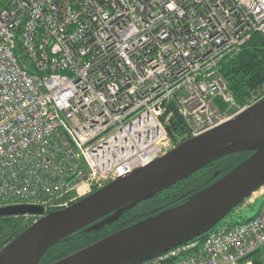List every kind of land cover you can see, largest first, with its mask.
Returning <instances> with one entry per match:
<instances>
[{
	"label": "built area",
	"instance_id": "2783aa9c",
	"mask_svg": "<svg viewBox=\"0 0 264 264\" xmlns=\"http://www.w3.org/2000/svg\"><path fill=\"white\" fill-rule=\"evenodd\" d=\"M254 34L264 0H0V208H69L168 154L181 126L179 142L263 101L264 84L212 107L236 106L220 69ZM263 246L264 208L151 262L254 264Z\"/></svg>",
	"mask_w": 264,
	"mask_h": 264
},
{
	"label": "water",
	"instance_id": "95a60500",
	"mask_svg": "<svg viewBox=\"0 0 264 264\" xmlns=\"http://www.w3.org/2000/svg\"><path fill=\"white\" fill-rule=\"evenodd\" d=\"M251 151L249 159L186 202L53 264H135L153 258L224 222L264 187V100L69 208L47 213L40 205L1 207L0 218H41L0 250V264H39L49 249L68 236L82 229L101 230L210 164Z\"/></svg>",
	"mask_w": 264,
	"mask_h": 264
},
{
	"label": "trees",
	"instance_id": "16d2710c",
	"mask_svg": "<svg viewBox=\"0 0 264 264\" xmlns=\"http://www.w3.org/2000/svg\"><path fill=\"white\" fill-rule=\"evenodd\" d=\"M220 72L227 80L229 89L232 91L238 106H243L251 92L260 88L264 84L263 37L260 34L252 35L250 40L238 54L227 58L222 63ZM183 131L184 128L182 127L181 132ZM185 140L186 139L181 140L178 145ZM253 154L254 151L243 152L222 158L190 177L194 178V176L199 173H206L196 182L195 188L189 191L180 190L174 192V189L183 184L184 181H181L175 186L158 193L153 198L138 204L133 209L126 211L118 221L111 225H106L101 230L86 232L85 229H82L68 236L49 249L39 264H53L58 262L114 233L134 226L139 222L154 217L186 202L192 195L202 191L227 175L234 168L249 159ZM246 201L237 207V209L242 207ZM237 209H235L226 219H228ZM25 218L26 216L0 218V250L31 226L30 222L26 223ZM244 221L247 220L244 219ZM244 221L229 223L226 226L237 225ZM223 224L224 222L217 224L213 228L196 236L194 239L204 240ZM151 261L152 258H149L135 264H153Z\"/></svg>",
	"mask_w": 264,
	"mask_h": 264
},
{
	"label": "rangeland",
	"instance_id": "374dc122",
	"mask_svg": "<svg viewBox=\"0 0 264 264\" xmlns=\"http://www.w3.org/2000/svg\"><path fill=\"white\" fill-rule=\"evenodd\" d=\"M226 82H227V80H226ZM227 84H228V82H227ZM259 90H260V88L252 91L250 96L247 97V99L245 101V104L247 102H249V99H251L254 95H256L259 92ZM235 102H236V99H235ZM235 104H236V106L233 107V106H230V105H227V104L223 103L220 99H217L212 104V107L217 110L218 114H222V113L226 112L227 110L230 111V113H234V112H236L239 109V107H242V106H238L237 102ZM182 127L184 128L183 132H181ZM186 131H188V126H186V125L181 126L180 129L178 130L177 135L175 136V138H174V136H172L173 137V145L177 144L175 147L178 146L179 137L185 136ZM205 174L206 173L202 172V173H199L198 175L194 176V178H190V179L184 180L183 184L181 186L177 187L176 189H174L173 191L174 192L175 191H180V190H188L189 191V190L195 188L196 182L199 179H201L202 176H204ZM257 196H258V194L254 195L251 199L246 201V203L242 207L238 208L228 219H226L224 221V224L220 225L219 227L224 228L229 223H235L237 221H243L244 219L249 218L252 215H254L256 213V211L258 210V208L261 206V199H259L260 196L258 198H257ZM25 220H26V223L30 222L31 223L30 225H32L33 217L26 216ZM258 258L261 260L262 264H264V249H263L262 253L259 255ZM258 264H260V261H258Z\"/></svg>",
	"mask_w": 264,
	"mask_h": 264
},
{
	"label": "crops",
	"instance_id": "0c3cea01",
	"mask_svg": "<svg viewBox=\"0 0 264 264\" xmlns=\"http://www.w3.org/2000/svg\"><path fill=\"white\" fill-rule=\"evenodd\" d=\"M258 196L257 198L259 197V199H261V206L258 208V210L256 211V213L254 215H252L251 217L249 218H246V220H249L251 219L252 217H254L255 215H257L258 213H260L262 211V209L264 208V196H262L260 193H257ZM256 194V195H257ZM244 221V220H243ZM264 249V246L253 256V261H254V264H258V261H260V264H262L261 260L258 258L259 255L262 253ZM258 258V259H257ZM258 260V261H257Z\"/></svg>",
	"mask_w": 264,
	"mask_h": 264
}]
</instances>
